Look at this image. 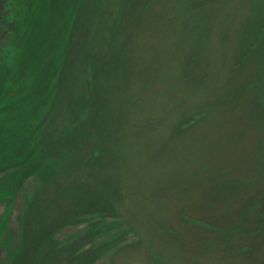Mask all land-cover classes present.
<instances>
[{
  "label": "rangeland",
  "instance_id": "1",
  "mask_svg": "<svg viewBox=\"0 0 264 264\" xmlns=\"http://www.w3.org/2000/svg\"><path fill=\"white\" fill-rule=\"evenodd\" d=\"M15 1L0 263L264 264V0Z\"/></svg>",
  "mask_w": 264,
  "mask_h": 264
},
{
  "label": "trees",
  "instance_id": "2",
  "mask_svg": "<svg viewBox=\"0 0 264 264\" xmlns=\"http://www.w3.org/2000/svg\"><path fill=\"white\" fill-rule=\"evenodd\" d=\"M24 26L25 23L22 16H19L16 1L0 0V107L2 106L8 83L13 73V68L7 60V54L11 49L17 48L19 43L22 42L25 35ZM250 29L254 34L252 27ZM12 153L14 157H17L14 150H12ZM17 172V177L19 178L22 170L18 167ZM122 234H125V232L123 231Z\"/></svg>",
  "mask_w": 264,
  "mask_h": 264
},
{
  "label": "flooded vegetation",
  "instance_id": "3",
  "mask_svg": "<svg viewBox=\"0 0 264 264\" xmlns=\"http://www.w3.org/2000/svg\"><path fill=\"white\" fill-rule=\"evenodd\" d=\"M3 229H4V226H0V245L2 244V234H3ZM14 251V250H13ZM14 264V256H12L9 252L8 256H7V264ZM1 264V263H0Z\"/></svg>",
  "mask_w": 264,
  "mask_h": 264
}]
</instances>
